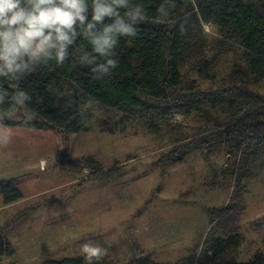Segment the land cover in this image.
<instances>
[{
    "label": "rangeland",
    "instance_id": "1",
    "mask_svg": "<svg viewBox=\"0 0 264 264\" xmlns=\"http://www.w3.org/2000/svg\"><path fill=\"white\" fill-rule=\"evenodd\" d=\"M203 32L200 42L219 48L212 41L218 36L215 26L204 24ZM206 52L204 61L217 54ZM223 53L228 55L209 65L202 78L196 72L200 65L182 62L184 81L197 79L206 88L215 83L206 76L226 77L240 53L236 48ZM254 89L264 94V80ZM88 112L86 131L9 126L14 134L0 147V180L16 178L22 198L4 204L0 195V227L13 247L0 264L79 256L88 241L105 247L104 259L114 264L142 256L173 264L201 251L208 232L226 235L231 229L242 235L232 257L246 261L264 253V173L236 187L223 173V150L209 151L211 163L193 152L157 167L156 159L176 133L175 122L191 125L190 119L172 117L168 130L158 135L138 121L106 132L101 124L111 128L118 116L98 107ZM224 206L233 211L220 209Z\"/></svg>",
    "mask_w": 264,
    "mask_h": 264
},
{
    "label": "trees",
    "instance_id": "2",
    "mask_svg": "<svg viewBox=\"0 0 264 264\" xmlns=\"http://www.w3.org/2000/svg\"><path fill=\"white\" fill-rule=\"evenodd\" d=\"M161 3L162 0H133V4L146 9L148 21L137 26L135 38H120L116 49L118 67L110 76L97 80L89 67L73 66L71 60L63 66L49 62L19 84L21 90L32 96L29 109L34 119L29 123L6 119L4 123L86 131L92 117L88 110H82L89 98L96 101L95 107L118 116L112 120L111 128L107 122L101 124L100 128L106 132L138 121L148 132L158 135L168 130L172 117L180 115L193 124L175 122L176 133L164 145L166 150L154 165L165 167L193 152H200L211 163L209 151L223 150V173L238 187L264 173V94L254 89L264 80V0H176L173 18L179 23L171 29L159 22L156 10ZM204 24L217 29L218 36L212 41L219 48L200 42ZM81 42L87 43L77 41ZM232 48L240 54L232 60L226 77L218 80L216 73L206 76V80L215 82L206 88H201L197 79L184 81L182 62L200 65L196 72L202 78L204 70L211 69L212 63L227 56L223 52ZM207 50L217 52L210 54L212 61L203 59ZM0 82L7 87L2 78ZM49 84L54 91L47 90ZM0 110L8 111L9 105ZM111 172L112 169L107 171ZM16 181L13 177L0 180L4 204L22 198ZM220 209L233 211L232 206ZM241 241L242 235L232 229L226 235L208 232L201 251L173 264H264V253L260 252L246 261L232 257L230 252ZM12 253V244L0 227V258ZM42 264H86V261L79 255L50 259ZM98 264L114 263L103 258ZM131 264L161 263L142 256Z\"/></svg>",
    "mask_w": 264,
    "mask_h": 264
},
{
    "label": "clouds",
    "instance_id": "3",
    "mask_svg": "<svg viewBox=\"0 0 264 264\" xmlns=\"http://www.w3.org/2000/svg\"><path fill=\"white\" fill-rule=\"evenodd\" d=\"M175 8L176 0H162L156 10L169 29L179 23ZM147 21L146 9L133 0H0V78L7 83L0 82V109L9 105L8 111L0 110V147L9 145L14 134L6 119H34L32 96L19 87L22 79L49 62L63 66L69 60L89 67L97 80L110 76L118 67L120 38H135L137 26ZM47 90L54 91L51 84ZM95 105L89 98L82 111L95 112ZM107 251L92 241L80 249L86 264H98Z\"/></svg>",
    "mask_w": 264,
    "mask_h": 264
}]
</instances>
